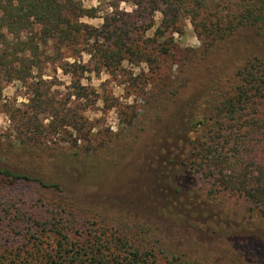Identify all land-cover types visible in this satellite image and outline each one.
Returning a JSON list of instances; mask_svg holds the SVG:
<instances>
[{
    "label": "trees",
    "instance_id": "16d2710c",
    "mask_svg": "<svg viewBox=\"0 0 264 264\" xmlns=\"http://www.w3.org/2000/svg\"><path fill=\"white\" fill-rule=\"evenodd\" d=\"M107 1L123 2L130 9L116 10L104 16L99 26H92L81 18L93 17L96 8H85L80 0H0V86L17 82L31 93L32 107L26 116L11 114L21 130L18 134L25 133L36 145L45 130L54 134L66 121L77 124L80 116L69 103L88 99L92 93L79 84L82 75L114 66L127 55L153 69L155 78L150 82L155 88L147 95L151 101L162 100L150 108L155 118V150L169 144L167 167L161 172L166 175L171 170L174 185L186 183L185 193L195 180L202 181L206 196L234 199L248 213L264 218V0ZM185 20L199 41L197 48L181 47L172 37L182 33ZM240 34L245 45L235 47L224 60L223 53L215 50ZM82 55L88 56L86 61ZM208 55L223 66L216 70L218 63L204 65ZM167 60L168 72L158 74ZM201 65L207 72L200 71L203 80L198 90L181 96ZM57 70L69 78V92L59 101L49 92ZM83 139L82 146L50 151L20 146L22 140L13 144L28 166L0 168V176L9 181L3 185L9 196L17 197V186L24 182L54 193L37 196L36 213L25 216L27 226L17 233L15 248L0 252V264H6L7 258L11 264H158L153 250L161 248L139 243L138 234L136 245L126 234H106L105 217L91 221L103 229L101 238L93 235L91 243L73 240L75 214L61 195L69 190L54 179L64 171L96 176L99 160L95 155L104 146L92 145V137ZM40 156L46 159L39 160ZM36 161L40 162L38 173L31 165ZM42 169L47 173L41 174ZM7 192L0 193L2 199L8 198ZM39 207L48 214H39ZM11 218L15 219L14 214ZM22 242L30 248L21 249ZM145 244L147 248L138 247ZM104 250L113 253L104 259ZM159 252L166 257L163 264H204Z\"/></svg>",
    "mask_w": 264,
    "mask_h": 264
},
{
    "label": "rangeland",
    "instance_id": "374dc122",
    "mask_svg": "<svg viewBox=\"0 0 264 264\" xmlns=\"http://www.w3.org/2000/svg\"><path fill=\"white\" fill-rule=\"evenodd\" d=\"M80 2L85 8H96L93 17L81 18L92 26H99L104 16L114 15L116 10L130 9L123 2ZM172 37L181 47L199 46L187 20L183 22L182 33H173ZM233 38L226 43V47L215 50L223 53L224 60L234 53L235 47L245 45L242 34ZM230 51L232 53L228 55ZM87 58V55H82L83 60ZM217 63L212 55L204 60V65L215 66ZM221 65L218 63L215 69L218 70ZM168 67L169 60L161 64L158 74L168 72ZM174 68L173 65L172 70ZM200 71L207 72V69L203 65L195 69L181 96L198 90L200 80H203ZM55 76V85L50 87L49 92L59 101L69 92V78L59 70ZM151 78H155L151 66L127 55L114 66L84 73L79 84L92 93L88 99L71 98L73 102L69 103L80 116L77 124L66 121L57 127L58 132L54 134L45 130L36 145L27 140L29 138L25 133L18 134L21 132L18 122L11 118L12 113L25 117L29 112L32 107V102L28 101L30 91L17 82L1 84L0 168L11 164L17 168L28 166L27 158L18 147L13 146L18 140L23 141L20 146L46 147L50 151L61 146H82L84 137H92V145L102 143L104 146V150L95 155V159L98 157L99 160L96 176L91 178L64 171L59 177L55 175L54 179L60 180L69 190L68 194L61 195L66 196L75 214L77 225L71 232L73 240L91 243L95 242L91 239L93 235L101 238L103 229L91 222L100 216L108 220V226L102 223L106 234L113 232L115 237L126 234L133 237L129 242L134 245V236L138 234L139 243L148 242L154 249H163L153 250L158 264H163L166 259L159 251L180 256V260L204 264H264L263 217L248 213L244 210L245 205L234 199L206 196L202 181L195 180L190 191L185 193L186 183L183 186L176 184V187L171 179L173 172L167 170L166 175L161 172L167 167L169 144L162 143L160 150H155V118L150 108L162 100L149 99L147 94L155 88L151 85ZM42 123L47 124V119H43ZM41 159L46 157L40 156ZM39 163H30L34 173L40 172ZM43 172L46 171L42 169L41 174ZM8 183L0 176V193L7 192L8 188H3V185ZM33 183L24 182L17 186V197H10L8 192L6 199L0 195V252L15 248L17 233L27 226L25 216L36 213L37 196L44 195V192L49 195L54 193ZM40 209L39 214L49 212L42 211L44 207ZM12 214L15 219L11 218ZM21 214L23 219L16 218ZM21 245L23 250L30 248L26 243ZM43 246L49 248L46 243ZM138 247L147 248L146 244ZM110 253L113 251L104 250L101 254L107 259ZM11 263L12 260L7 258L6 264Z\"/></svg>",
    "mask_w": 264,
    "mask_h": 264
}]
</instances>
